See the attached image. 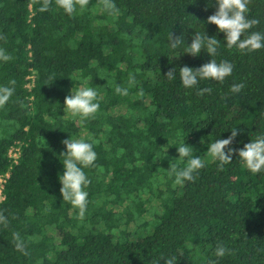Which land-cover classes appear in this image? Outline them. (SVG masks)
I'll list each match as a JSON object with an SVG mask.
<instances>
[{"label":"trees","instance_id":"obj_1","mask_svg":"<svg viewBox=\"0 0 264 264\" xmlns=\"http://www.w3.org/2000/svg\"><path fill=\"white\" fill-rule=\"evenodd\" d=\"M114 3V15L90 0L70 17L55 0L45 12L34 0H0V48L12 57L0 61V86L15 88L0 108V178L9 173L0 264H165L171 257L175 264H264V171L251 173L236 153L221 170L207 154L234 128L237 149L264 136V48H227L225 33L207 22L216 0ZM248 8L259 24L245 36L264 33V0H250ZM171 32L183 39L176 48ZM194 33L220 41L213 59L233 65L223 83L180 82L179 67L211 59L203 50L184 53ZM173 67L170 81L165 74ZM239 83L245 87L232 93ZM116 85L129 94H117ZM81 87L96 89L100 104L83 122L64 109L65 97ZM202 88L211 92L199 95ZM68 138L93 143L97 153L94 166L83 169L90 180L83 219L60 193ZM181 143L205 167L174 186L170 164L187 163ZM12 148L20 150L18 163ZM13 233L28 255L17 251ZM217 245L226 248L223 257L215 256Z\"/></svg>","mask_w":264,"mask_h":264},{"label":"clouds","instance_id":"obj_2","mask_svg":"<svg viewBox=\"0 0 264 264\" xmlns=\"http://www.w3.org/2000/svg\"><path fill=\"white\" fill-rule=\"evenodd\" d=\"M40 3V12L49 9L52 0H34V3ZM250 0H216V11L207 17V22L215 24L217 30L225 33L226 46L229 49L236 48L241 53H251L264 48V33L249 32L254 26L259 24V20L249 19L248 4ZM90 0H55L57 7L63 9L68 16H73L78 11L83 12L89 5ZM103 9L110 15L118 13V8L114 0H100ZM243 37V38H242ZM0 39H6L0 35ZM170 46L176 48L183 43L181 35L176 36L172 32L169 34ZM220 41L215 37L194 33L189 46L184 53L193 57L198 56L201 51H206L211 59L200 67L193 68L187 65L179 67L180 82L185 88H195L201 80H212L223 83L226 77L233 71V65L226 60L219 63L213 57L217 55V48ZM12 57L6 51L0 48V61L7 62ZM177 68H170L165 76L168 80L176 79ZM103 78V77H101ZM15 80L10 84L15 85ZM129 86H134L136 81L132 74H129ZM245 85L243 83L233 84L230 91L234 94L239 93ZM15 92L14 87L0 86V108H3ZM115 92L122 96L129 94L128 88L116 85ZM210 93L211 88H202L198 91L199 95ZM143 96V90L139 92ZM98 92L92 87H81L64 99V109L71 117H79L81 121L94 118L99 111ZM237 128L231 130V135L226 139H217L207 148V154L213 161L219 162V168L223 170L224 166L232 162L233 153H236L246 168L253 174H259L264 171V136H259L255 140L244 144L243 148H234L235 137L238 135ZM62 143L66 146V151L62 152L64 172L59 175L61 183L60 193L63 201L69 202L73 208L78 209V218L83 219L87 210L88 192L85 190L90 184L83 169L94 166L97 159V153L93 149V143L86 142L84 139H64ZM179 158H187L186 166L178 168L176 164H170L169 177H174L173 185L182 186L185 181H194L199 170L205 167V161L198 156H193V149L186 143L177 146ZM0 224L7 225V219L0 214ZM13 240L17 251L28 255L26 246L19 233H13ZM227 250L223 245H217L215 256L223 257ZM165 264H175L176 258L171 257L164 260ZM210 264H215L211 261Z\"/></svg>","mask_w":264,"mask_h":264},{"label":"built area","instance_id":"obj_3","mask_svg":"<svg viewBox=\"0 0 264 264\" xmlns=\"http://www.w3.org/2000/svg\"><path fill=\"white\" fill-rule=\"evenodd\" d=\"M9 155L13 159V162L14 163H18V159L20 157V150H19V148H12L9 151ZM8 177H9V173H7L5 176H2L0 178V204L6 198V195L4 193V189H5V183H6V180H7Z\"/></svg>","mask_w":264,"mask_h":264}]
</instances>
